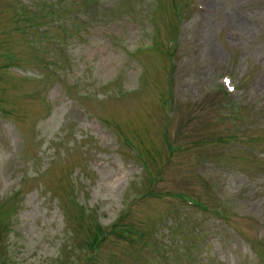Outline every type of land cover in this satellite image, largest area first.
<instances>
[{"label": "rangeland", "instance_id": "1", "mask_svg": "<svg viewBox=\"0 0 264 264\" xmlns=\"http://www.w3.org/2000/svg\"><path fill=\"white\" fill-rule=\"evenodd\" d=\"M156 261L264 264V0H0V264Z\"/></svg>", "mask_w": 264, "mask_h": 264}, {"label": "trees", "instance_id": "2", "mask_svg": "<svg viewBox=\"0 0 264 264\" xmlns=\"http://www.w3.org/2000/svg\"><path fill=\"white\" fill-rule=\"evenodd\" d=\"M174 145H170L169 144V149H170V151H172L171 149H172V147H173ZM113 225V224H112ZM110 226L108 229H106V228H104L105 230L104 231H102V233H99V235H103V233H105L104 235H107L108 233H115L116 232V225H114V226ZM129 231H131V230H129ZM131 232H134V233H136L135 231H131ZM123 233H127L126 232V229L123 231ZM136 235L137 236H140V234H138V233H136ZM102 239H103V237H102Z\"/></svg>", "mask_w": 264, "mask_h": 264}]
</instances>
